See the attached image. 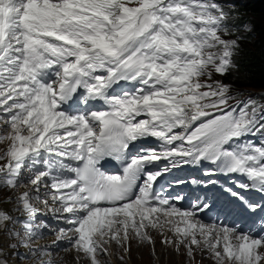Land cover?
<instances>
[{
  "label": "snow or ice",
  "instance_id": "6c2138e0",
  "mask_svg": "<svg viewBox=\"0 0 264 264\" xmlns=\"http://www.w3.org/2000/svg\"><path fill=\"white\" fill-rule=\"evenodd\" d=\"M229 15L215 0H0V191L17 213L0 209V264L8 250L12 264H64L68 251L101 264L111 242H151L164 225L190 249L203 237L218 264H264V199L248 196L264 197V103L233 107L228 84L202 81L235 68ZM202 162L206 179L157 186ZM218 192L259 236L201 222Z\"/></svg>",
  "mask_w": 264,
  "mask_h": 264
},
{
  "label": "trees",
  "instance_id": "16d2710c",
  "mask_svg": "<svg viewBox=\"0 0 264 264\" xmlns=\"http://www.w3.org/2000/svg\"><path fill=\"white\" fill-rule=\"evenodd\" d=\"M215 2L230 14L228 24L231 34L222 33V38L238 41L232 57L235 68L226 76H212V82L220 81L230 86L231 95L234 97L229 101L231 102L244 94H255L264 90V0ZM253 34L256 35L254 41ZM256 99L264 103V97Z\"/></svg>",
  "mask_w": 264,
  "mask_h": 264
},
{
  "label": "rangeland",
  "instance_id": "374dc122",
  "mask_svg": "<svg viewBox=\"0 0 264 264\" xmlns=\"http://www.w3.org/2000/svg\"><path fill=\"white\" fill-rule=\"evenodd\" d=\"M231 2L233 3V1ZM252 38L254 41L256 35L253 34ZM261 92L262 91H259L257 94ZM237 178L243 179L242 177L236 176H232L230 179ZM9 194L7 188L0 191V201L6 199ZM248 196L249 198L251 197L250 193H248ZM161 223H163L162 220ZM251 227L255 229L254 231H257L260 226L259 224H255ZM162 228H149L146 230L151 242H149V240H140L135 237L126 241L125 247H121L115 241L111 242L107 246L108 253L101 258V264H218L211 250L206 248V245L203 243V237L200 235H197V239L201 241V243L191 246L190 249V240H186L182 243L180 235L175 233L171 228H169L167 232L172 230V235L165 239L162 235ZM219 250L221 251V247ZM159 251H161V254ZM65 253L67 256L65 255L62 257L64 264H74L70 259L75 257L76 254L71 251ZM24 264H28V261L25 260ZM83 264H87V260H84ZM224 264H229L227 258Z\"/></svg>",
  "mask_w": 264,
  "mask_h": 264
},
{
  "label": "bare ground",
  "instance_id": "6f19581e",
  "mask_svg": "<svg viewBox=\"0 0 264 264\" xmlns=\"http://www.w3.org/2000/svg\"><path fill=\"white\" fill-rule=\"evenodd\" d=\"M123 87H125V88H131L132 85L124 84ZM144 142L146 143L147 147H150V148H151V146H157V145L159 144V142H158L157 140H155L154 138H149V139L145 140ZM161 162H162L163 164H166V163H167V161H161ZM202 164H203L205 167H207L210 163H209V162H202ZM179 171H181V170L179 169ZM193 172L195 173V176H196V177H198V178H202V169H201V167L196 168ZM220 176H221V175H220ZM219 179H222V177H219ZM21 190H22V189H21ZM4 200H5V199H3L2 201H4ZM2 201H0V209H3L4 211L8 212L9 214L17 215V213H14V212H13V205H12L11 203H3ZM162 222H163V220H162ZM246 227H247V224H246ZM169 228H171V226H169V225H164L163 228L161 229V230L163 231V234H162V235L165 237V239H167L168 237H170V236L172 235V230H170L169 232H167V230H168ZM159 230H160V229H159ZM53 238H54V237L49 233V235H48V237H47L46 239H42V240H40L39 242H40L41 244H50ZM200 238H201V237H200ZM6 239H7V238L5 237V240H6ZM155 242H156V240H155ZM5 248H6V244H5ZM20 250H21V252L24 251L23 248L20 249ZM11 251H12V250H8V254L5 255V256L3 257V259H6V260L9 261V264H12V255H11ZM156 253H157V251H156ZM159 253L161 254V251H159ZM65 255H66L65 252H61V253H60V256H61V257L65 256ZM158 255H159V254H158ZM66 256H67V255H66ZM129 256H130V254H129ZM69 257H70V256H69ZM70 258H71V257H70ZM70 260L75 264V262H76L75 257H73V258L70 259ZM65 263H66V262H65Z\"/></svg>",
  "mask_w": 264,
  "mask_h": 264
}]
</instances>
